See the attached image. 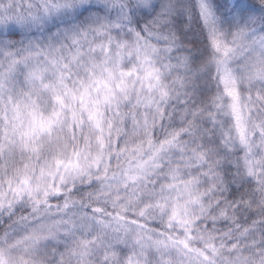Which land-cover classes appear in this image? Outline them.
Listing matches in <instances>:
<instances>
[{
    "label": "snow or ice",
    "instance_id": "obj_1",
    "mask_svg": "<svg viewBox=\"0 0 264 264\" xmlns=\"http://www.w3.org/2000/svg\"><path fill=\"white\" fill-rule=\"evenodd\" d=\"M0 264H264V0H0Z\"/></svg>",
    "mask_w": 264,
    "mask_h": 264
}]
</instances>
